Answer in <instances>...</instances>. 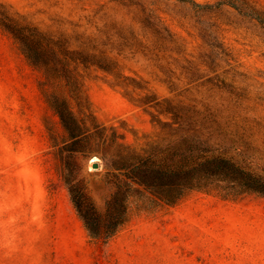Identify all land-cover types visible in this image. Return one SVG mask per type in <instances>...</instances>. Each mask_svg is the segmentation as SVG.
<instances>
[{"label":"rangeland","instance_id":"374dc122","mask_svg":"<svg viewBox=\"0 0 264 264\" xmlns=\"http://www.w3.org/2000/svg\"><path fill=\"white\" fill-rule=\"evenodd\" d=\"M215 4L221 0H193ZM237 5L239 1L234 0ZM264 13V0H244ZM43 31L90 34L120 71L147 90L83 72L92 112L140 148L179 134L137 101L146 94L189 108L186 122L219 154L264 175V24L228 4L197 10L179 0H0ZM153 13L171 33L143 30ZM136 42H141L143 46ZM213 44V45H212ZM120 49V50H119ZM40 74L0 29V264H264V196L191 191L172 206L131 198L127 221L106 241L92 240L71 201L69 171L102 207L104 162L80 157L67 171L66 135L44 100ZM195 125V126H196Z\"/></svg>","mask_w":264,"mask_h":264},{"label":"trees","instance_id":"16d2710c","mask_svg":"<svg viewBox=\"0 0 264 264\" xmlns=\"http://www.w3.org/2000/svg\"><path fill=\"white\" fill-rule=\"evenodd\" d=\"M179 1L197 10L228 4L264 24V13L244 0H237L240 5L234 0L215 4ZM156 19L151 12L144 14L143 30H149L158 40H171L169 30ZM0 29L14 39L28 64L41 76L44 100L66 135L58 154L67 171L80 157H98L104 162L103 182L109 192L102 207L94 204L75 173L69 171L64 180L92 240L106 241L117 232L128 219L131 198L172 206L189 192L199 190H217L232 197L246 193L264 196V175L231 158L213 154L212 148L196 134L194 121H185L189 108L183 105L153 94L138 98L140 105L170 116L171 122H157L179 134L166 142H148L140 148L126 141L115 126L98 121L83 84V72L95 69L111 74L116 85L132 92L147 88L120 71L115 56L97 37L76 33L72 40L65 33L43 31L12 15L3 4ZM136 43L146 48L141 42Z\"/></svg>","mask_w":264,"mask_h":264},{"label":"water","instance_id":"95a60500","mask_svg":"<svg viewBox=\"0 0 264 264\" xmlns=\"http://www.w3.org/2000/svg\"><path fill=\"white\" fill-rule=\"evenodd\" d=\"M100 167L97 159L95 161H91V168L97 170Z\"/></svg>","mask_w":264,"mask_h":264},{"label":"bare ground","instance_id":"6f19581e","mask_svg":"<svg viewBox=\"0 0 264 264\" xmlns=\"http://www.w3.org/2000/svg\"><path fill=\"white\" fill-rule=\"evenodd\" d=\"M97 158L96 157H92L91 158V161H95Z\"/></svg>","mask_w":264,"mask_h":264}]
</instances>
